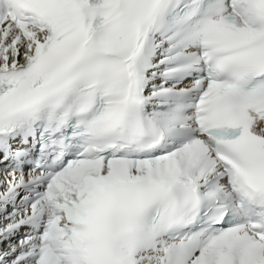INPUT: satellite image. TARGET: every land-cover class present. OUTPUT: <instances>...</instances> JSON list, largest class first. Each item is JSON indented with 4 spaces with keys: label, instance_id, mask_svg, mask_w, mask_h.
<instances>
[{
    "label": "snow or ice",
    "instance_id": "snow-or-ice-1",
    "mask_svg": "<svg viewBox=\"0 0 264 264\" xmlns=\"http://www.w3.org/2000/svg\"><path fill=\"white\" fill-rule=\"evenodd\" d=\"M0 264H264V0H0Z\"/></svg>",
    "mask_w": 264,
    "mask_h": 264
}]
</instances>
